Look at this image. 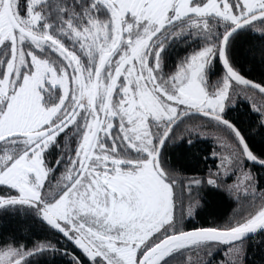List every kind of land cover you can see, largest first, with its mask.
I'll return each mask as SVG.
<instances>
[{
  "label": "snow or ice",
  "instance_id": "1",
  "mask_svg": "<svg viewBox=\"0 0 264 264\" xmlns=\"http://www.w3.org/2000/svg\"><path fill=\"white\" fill-rule=\"evenodd\" d=\"M50 16L60 22L55 32ZM245 25L264 33V0H87L79 11L65 0H0V209H35L91 264H161L177 254L181 264H206L221 244L216 264H242L238 242L264 228V188L243 167L259 158L224 118L243 98L264 123V82L229 59V37ZM185 35L199 47L163 74L165 44ZM213 57L223 71L209 87ZM188 114L203 119L176 131ZM61 134L75 135L74 146L58 143ZM192 135L216 146L215 167L203 175L162 158L170 136ZM208 185L237 207L221 222L186 228ZM55 247L0 244V264H26Z\"/></svg>",
  "mask_w": 264,
  "mask_h": 264
},
{
  "label": "trees",
  "instance_id": "2",
  "mask_svg": "<svg viewBox=\"0 0 264 264\" xmlns=\"http://www.w3.org/2000/svg\"><path fill=\"white\" fill-rule=\"evenodd\" d=\"M87 0H80L84 5ZM65 3L80 10V5L75 0H65ZM47 13V5L43 7ZM52 24L51 30L60 26L55 16L48 17ZM77 22V20H76ZM215 38V37H213ZM229 59L233 67L248 79L264 82V33L256 32L251 26L245 25L229 38ZM200 45V38L189 39L187 35L179 39L168 40L161 53L162 65L166 70H172L177 61L192 47ZM223 71L218 57H213L209 65L210 74H221ZM224 118L230 120L241 131L249 149L260 159L264 160V123L260 122L259 113L254 111L247 99L239 98L233 105H228L224 111ZM203 119L198 114H188L176 122V131L182 130L186 123H195ZM212 127V124H206ZM217 127H221L217 125ZM189 140L191 141L189 143ZM58 143L74 146L75 135L65 141L64 135L58 137ZM216 147L211 138H201L199 135L183 136L173 139L171 136L162 147V158L178 165L185 173H199L203 175L208 167H215V157L211 156ZM59 154L55 145L48 150L47 159L54 163ZM243 167L254 174L257 188H264V167L243 161ZM55 176H53V179ZM232 176L225 178L231 181ZM251 197H242V202H247ZM201 206L195 209L193 215L184 220L186 228L199 227L215 219L221 222L234 208L237 201L227 195L223 190L204 186L200 194ZM51 241L56 247L44 253H35L26 259V264H76L74 257H78L80 264H91L87 256L54 227L48 225L36 213V210L26 205H16L0 209V244H24L31 247L36 241ZM243 248L242 264H264V229L255 235L238 242ZM225 245H219L207 258L206 264H216L223 258ZM174 259L176 264H181L183 255L177 254L173 258L166 257L161 264H167Z\"/></svg>",
  "mask_w": 264,
  "mask_h": 264
},
{
  "label": "rangeland",
  "instance_id": "3",
  "mask_svg": "<svg viewBox=\"0 0 264 264\" xmlns=\"http://www.w3.org/2000/svg\"><path fill=\"white\" fill-rule=\"evenodd\" d=\"M87 3V2H86ZM85 3V4H86ZM42 7H44V5H42ZM79 11V10H78ZM98 16L100 17V18H103L104 16H106L107 15V13H106V10L105 9H103L102 7H99V11H98ZM77 22H78V20H77ZM56 30V29H55ZM197 47H199V46H197ZM175 69V67L172 69V70H166V69H164L163 68V65H162V63H161V71H162V73L163 74H167L168 72H170V71H173ZM221 74H210V72H209V66L206 68V83L208 84V86L209 87H211L213 84H215L216 83V81H217V79H218V77L220 76ZM228 105H233V104H227L226 105V107L228 106ZM225 107V108H226ZM199 137H201V138H211L212 139V137H202V136H199ZM213 140V139H212ZM229 176H231V175H228L227 177H229ZM227 177H225V178H227ZM228 182H231V181H228Z\"/></svg>",
  "mask_w": 264,
  "mask_h": 264
},
{
  "label": "water",
  "instance_id": "4",
  "mask_svg": "<svg viewBox=\"0 0 264 264\" xmlns=\"http://www.w3.org/2000/svg\"><path fill=\"white\" fill-rule=\"evenodd\" d=\"M242 27H243V26L237 28V29L233 32V34H235L237 31H239ZM233 34H232V35H233ZM232 35H231V36H232ZM231 36H230V37H231ZM230 37H229V38H230ZM219 62H220V61H219ZM220 65H221V67H222V69H223V66H222L221 62H220ZM241 75H242V74H241ZM246 160H248V159H246ZM259 160H262V159L259 158ZM259 160H256V161H254V160H248V162H250L251 164H255V165H259V166H263V167H264V164H261V163L259 162ZM263 229H264V228H260V229H257L255 232H249V233L245 234V236H243V237L241 238L240 241H242L243 239H246V238H248V237H251V236L255 235L256 233H258L259 231H261V230H263ZM222 245H223V244H222Z\"/></svg>",
  "mask_w": 264,
  "mask_h": 264
}]
</instances>
